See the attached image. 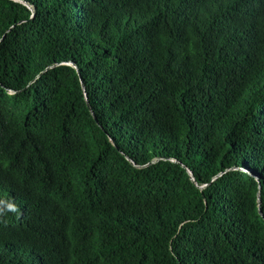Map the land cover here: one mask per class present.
Masks as SVG:
<instances>
[{"label": "trees", "instance_id": "obj_1", "mask_svg": "<svg viewBox=\"0 0 264 264\" xmlns=\"http://www.w3.org/2000/svg\"><path fill=\"white\" fill-rule=\"evenodd\" d=\"M0 264H264V0H0Z\"/></svg>", "mask_w": 264, "mask_h": 264}, {"label": "water", "instance_id": "obj_2", "mask_svg": "<svg viewBox=\"0 0 264 264\" xmlns=\"http://www.w3.org/2000/svg\"><path fill=\"white\" fill-rule=\"evenodd\" d=\"M72 65V64H71Z\"/></svg>", "mask_w": 264, "mask_h": 264}]
</instances>
